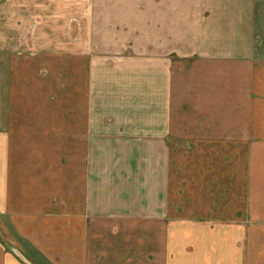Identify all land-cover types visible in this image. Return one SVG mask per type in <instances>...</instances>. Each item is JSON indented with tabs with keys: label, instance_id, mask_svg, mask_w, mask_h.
Instances as JSON below:
<instances>
[{
	"label": "crops",
	"instance_id": "obj_1",
	"mask_svg": "<svg viewBox=\"0 0 264 264\" xmlns=\"http://www.w3.org/2000/svg\"><path fill=\"white\" fill-rule=\"evenodd\" d=\"M262 1L82 0L88 50L0 52L1 219L36 238L32 227L55 214L58 193L62 207L83 213L87 191L105 190L107 173L108 190L128 191L121 205L137 175L144 199L134 215L148 221L149 175L158 173L148 171L151 150H115L102 172L96 145L101 136L156 141L166 147L152 151L161 159L163 208L152 217L170 228L155 232L154 248L147 230L135 232L145 238L138 247L77 242L76 264H264V58H256L264 56L255 46ZM120 157L128 164L118 165ZM115 208L96 219L131 221ZM10 251L0 240V264H21Z\"/></svg>",
	"mask_w": 264,
	"mask_h": 264
},
{
	"label": "rangeland",
	"instance_id": "obj_2",
	"mask_svg": "<svg viewBox=\"0 0 264 264\" xmlns=\"http://www.w3.org/2000/svg\"><path fill=\"white\" fill-rule=\"evenodd\" d=\"M80 1V2H79ZM0 0V52H6L20 56L39 55L46 52H61L71 53L76 49L86 51L89 49L87 39L85 38L86 31L81 29L82 15L77 14L78 6L82 0ZM262 1V0H261ZM78 7V8H77ZM70 10L71 12H68ZM76 11V12H75ZM257 30L255 34L256 51L264 56V0L260 2L256 12ZM89 41V39H88ZM79 45V46H78ZM264 58V57H256ZM173 59H177L174 57ZM186 62L187 59H183ZM146 148L151 150L148 157V171H155L158 168L157 174L149 175L147 189L148 203V221H140L138 215H134L139 210L141 200L140 191L136 176L133 177L134 189L131 191L130 199L123 203V189L108 190L107 173H103L105 182V190L94 189L87 191L90 194L84 198L83 213L81 206L62 207L59 202V193L55 196L52 203V209L55 214L47 216L46 222L39 219L32 229L39 232L40 235L36 238H25L17 234L16 229L8 222L0 217V240L6 250L10 251V246L16 247L32 264H76L75 248L77 242L83 241L86 246L103 247L107 251L109 247L125 245L123 241L130 242L133 247L140 246L145 238L140 239L138 232L140 230L148 231L146 238L147 245L150 248L155 247V232L157 230H167L170 223L168 221L155 220V213L161 212L163 206L162 198L160 197L163 191L161 173V159L155 157L156 149L165 152V145L156 141L137 142L125 139L124 141H108V137L101 136V139L96 145L100 151V167L102 172H107L109 155H112L115 150H140ZM149 153V152H148ZM126 155H129L127 153ZM118 165L123 166L128 164L129 158H116ZM121 186L124 182L121 179ZM101 187H103L101 185ZM58 191V190H57ZM91 193L93 195H91ZM88 198V199H87ZM120 204V205H118ZM118 207L114 214H119L117 217L122 218L120 214L123 211L130 213L131 221H108L97 220V217L106 218L108 214L113 213V207ZM81 207V208H79ZM60 209V211H59ZM69 221H64L62 213L65 212ZM78 209V210H77ZM63 210V212H62ZM122 210V211H121ZM66 213L64 215H66ZM83 217V220H74L76 215ZM153 218H151V217ZM43 219V218H42ZM152 219V220H150ZM131 231L132 236L128 238L111 237L107 234L101 237H95V231ZM93 234V235H92ZM37 235V234H36ZM152 236V237H151ZM82 237V238H81ZM141 242V243H140ZM129 244V243H128ZM129 244V245H130ZM39 247V248H38ZM41 248V249H40ZM71 249V250H70ZM67 250V251H66ZM46 252V253H45ZM115 257H118L115 251ZM109 255V254H107ZM96 256V255H95ZM110 257L112 255H109ZM96 261H101V254L96 256ZM148 258L154 261L155 254H148ZM21 264L23 262L21 261Z\"/></svg>",
	"mask_w": 264,
	"mask_h": 264
},
{
	"label": "water",
	"instance_id": "obj_3",
	"mask_svg": "<svg viewBox=\"0 0 264 264\" xmlns=\"http://www.w3.org/2000/svg\"><path fill=\"white\" fill-rule=\"evenodd\" d=\"M11 249L19 256V258L25 262L26 264H32L30 261H28L25 256L17 249H15L14 247L10 246Z\"/></svg>",
	"mask_w": 264,
	"mask_h": 264
}]
</instances>
